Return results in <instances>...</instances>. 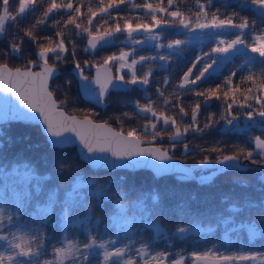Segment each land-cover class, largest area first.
<instances>
[{
	"label": "snow or ice",
	"instance_id": "1",
	"mask_svg": "<svg viewBox=\"0 0 264 264\" xmlns=\"http://www.w3.org/2000/svg\"><path fill=\"white\" fill-rule=\"evenodd\" d=\"M216 2L195 0L196 10L193 12L191 9L184 10L178 0H166V3L165 0H97L95 5L92 0H0V42L7 43L2 54L23 59L21 54L27 41L32 45L35 56L24 67L0 63V90L16 96L19 105L23 106L19 108L25 110L21 112L19 108H11L0 116V123L42 121L52 145L72 144L78 139L86 150L84 159L86 156L90 166L127 169L139 165L150 167L152 160L160 161V167L166 166L163 162L173 160L171 148L144 147L148 135L151 136L149 143L163 139L164 133L157 130L158 125L170 129L168 139L171 141L179 142L190 131L203 133L217 121L216 114L209 113L203 127L200 126L201 104H208L214 99L223 103L224 111L220 119L228 125L236 127L234 122L240 120V116L233 112L236 108L244 110L243 116L252 122L248 127L259 125L264 129V28L257 31L255 21L250 22L248 17L238 12H221V7L227 9L231 5L221 0L220 7H217ZM247 4L255 6L249 10L258 13L264 22V0H245L242 7ZM145 16L150 22L144 20ZM171 27L186 30L185 39H170L162 43V30ZM49 29L55 31L46 34ZM232 29L238 31L230 33ZM206 31L212 36L230 34L233 38L216 40L215 47L196 56L179 78V83L172 86L170 95H166L168 77H165L161 82L163 87L155 89L164 106L159 107L149 95V86L154 79L153 62H164L159 67L169 70L172 57H179L184 47L192 43L188 34ZM121 35L125 37L123 41H120ZM73 36L86 39L84 52L94 53L98 47L118 41L131 47L103 57L102 63L96 65L85 61L89 67H95V77L90 78L84 74L81 62L76 59L78 45ZM141 36L144 38L140 39ZM145 44H150L156 54H139ZM162 49L169 51L162 52ZM239 54L247 55L240 68L232 71L222 83L204 87L214 74L210 71L213 66ZM69 58L82 80L91 79V84L97 86V103H101V97H106L111 88L123 85L141 88L146 102L142 104L137 100L135 105L137 114H144L141 118L147 121L142 130L132 128L125 131L122 125L117 130L107 122H97L88 115L81 119L66 112L57 101L52 81L57 72L56 62H67ZM257 63L261 65L259 72L254 70ZM36 68L39 71H34ZM238 72L241 74L236 82ZM91 84L85 86L91 88ZM241 85L246 87L241 88ZM187 94L204 99L190 105V122L185 124L183 117L189 116V112L182 100ZM170 96L175 97V103ZM169 106L178 110L175 115L168 114ZM124 115L129 116L128 113ZM177 115L181 117L179 122ZM260 132L261 135L248 141L249 146H232L231 153H226L218 145L202 149L219 155L215 159L205 157L199 164L219 167L201 176L204 179L200 182L208 183L211 181L206 179L209 176L241 167V159L264 167V130ZM66 134H72L75 140H70ZM183 147L187 151L189 146L184 143ZM5 172L15 177V187L11 197L0 193V201L4 204L0 207V242H3L0 243V264H186L189 259L182 254L153 250L148 243L134 246L135 237L145 227L151 228L157 235L162 234L159 224L154 221L148 223L163 211L162 194L158 189L142 191L125 188L123 180H101L75 173L66 186L57 183L45 191L46 182L53 177L50 174L39 175L29 163H14L10 171L0 166V173ZM70 172H73L71 166L61 164L56 174L63 177ZM187 175L185 173L182 178ZM42 196L43 203L40 202ZM34 198L35 214L31 211ZM227 200L225 197L222 203ZM252 206L249 202L248 208ZM98 207L107 211L106 218L97 217L95 209ZM259 207L264 212V199ZM241 211L234 203H226L223 222L228 224ZM54 215H58L65 231L72 225H82L84 239H74L70 235L62 239L54 238L46 227L47 221ZM101 224L103 232L100 231ZM176 231L185 233L188 229L179 227ZM246 231L249 240L264 239V226L257 227L249 222ZM215 248L214 245L208 251L192 252L190 258L193 264H236L237 261L264 264V252L228 253Z\"/></svg>",
	"mask_w": 264,
	"mask_h": 264
},
{
	"label": "trees",
	"instance_id": "2",
	"mask_svg": "<svg viewBox=\"0 0 264 264\" xmlns=\"http://www.w3.org/2000/svg\"><path fill=\"white\" fill-rule=\"evenodd\" d=\"M92 2L95 5L97 0H92ZM178 2H181V7L184 10L191 9L193 12L196 10L195 0H178ZM223 2L231 5V7L227 9L221 7V12L226 11L227 14H231L233 11L238 12L241 16L248 17L250 22L255 21L257 31L264 28V22L261 21L259 15L255 11L249 10L254 8L250 6L242 7L237 0H223ZM220 4L221 0H217L216 6L220 7ZM82 11H84V9H82ZM62 19H66V17ZM144 20L150 22L146 16ZM135 22L136 21L133 20L134 24ZM69 28H71V25ZM172 28L173 27L168 29ZM168 29L162 30V41L170 40L173 37L179 39V34L173 33V31H169ZM54 31L55 29H49L46 34L50 35ZM236 31L238 30L234 29L232 32ZM224 36H226L227 39L233 38L230 34H225ZM121 37L123 36L121 35L120 38ZM72 38L77 41L76 59L81 62L83 68H85V65H88L84 63L85 61H88L92 65L102 63L103 57L116 53L119 48L118 42H116L110 48L100 49L94 53H87L83 51V48L86 47V39L81 36H73ZM215 46V41H206L202 44L196 43L185 46L179 57L175 55L172 57L169 63V70L167 71L164 69H157L160 62H153L154 79L153 84L149 86V95L151 99L156 101L159 107H164L161 104L162 98L158 99V94L155 91V89L163 87L161 83L163 79L168 77L166 95H170L173 92L172 86L179 83V78L182 76L183 72L187 70V67L191 66V61L196 56L200 55L201 52L210 51L211 48ZM6 48L7 43L0 42V63H8L10 67H24L30 59H35L34 49L27 41H25L23 46L24 50L21 54L23 59L17 58L15 55L4 56L2 52ZM139 54H153V49H143ZM248 55L252 54L248 53ZM246 60L247 55H234L231 60L223 63L219 69L210 70L214 71V74L210 77L209 82L204 84V87H214L216 84L222 83L232 71L240 68ZM56 64L60 74L53 79L52 87L58 103L61 102L63 109L69 114L77 115V117L80 118H83L84 115H88L92 117V119H99L97 122H107L111 127L113 126V128L116 129L120 128L122 125L125 131L132 128H136L138 131L142 130L143 124L147 123L146 120L141 118L142 116L137 114V110L134 108V104L137 100L142 104L146 102L142 89L136 86L129 87V85H124L126 90L110 92L109 96L105 99L104 109H99L81 99L77 83L70 73V70L75 67L71 62V58H69L67 62L57 61ZM94 68L95 67H93V69ZM93 69H84V74L90 76ZM254 70L259 72L261 70V65L257 63L254 66ZM240 74L239 72L237 73L236 82H238ZM244 87H246V85H241V88ZM62 95L64 96V101L61 99ZM170 98L175 103V97L170 96ZM203 99V97H196L192 94L183 96L182 102L186 111L189 112V116L183 117V122L185 124L190 122V105L196 100L203 101ZM177 111L178 110L175 108L168 107V114L175 115ZM223 111L224 105L221 101L214 99L208 104L202 103L200 110L201 114L198 118L200 126L203 127L209 113H215V120L217 122L211 128L206 129L203 133L190 131L178 142L168 139L169 128H161V126L158 125L157 130L164 133L163 139H157L149 143L151 136L148 135V138L144 141V145L161 147L164 150H169L171 148L170 155L173 156L174 160L186 166L194 167L205 157L215 159L217 155H219L217 152L202 151V149H211L218 145L224 148L226 153H231L233 150L232 146H249L248 141L254 136L261 135L260 131L264 130L261 129L259 125L248 127L252 122L248 121L247 118L243 116L244 110L236 108H233V112L240 116V120H238L236 127L228 125L224 120L220 119V115ZM124 113H128L129 116H125ZM96 114L100 115L98 116ZM176 118L178 122L181 119L179 115H177ZM184 143H187L189 146L187 151L184 150ZM173 145L175 146L173 147ZM25 162L33 165L39 175L50 174L53 177V179L46 182L45 191L56 186L57 183L66 186L75 173H84L90 178L99 177L101 180L115 182L123 180L125 188H133L142 191H150L153 188L158 189L159 193L162 194L161 206L163 211L153 216L150 221H157L169 242L165 241V239L154 241L152 232L149 228L144 229L141 234L138 235L140 243H148L153 250L168 252L177 250L183 251L184 248L191 247L193 243L194 245L197 244V246L191 249L209 250V247L216 245L218 243L217 239L223 236H228L235 241L232 249L226 248L228 253L247 251L245 249L255 250L259 247L260 251L262 247L264 248V239L258 237L249 240L244 228L249 222L255 224L257 227L264 226V212H262L259 207L260 201L264 199V184L260 181L261 166L252 164L247 160L241 159L240 161L241 164L244 162V169H229L223 173H218L214 175L208 183H201L200 180L196 181L195 179L181 181L175 175L155 178L153 174L147 170H92L79 159L75 147L52 148L36 125L23 124L20 122H9L0 125V166L10 170L14 163ZM61 164L71 166L73 172H70L67 176H57L56 173ZM203 173L206 174L209 173V171ZM200 179H203L201 175ZM225 197L228 198L226 203H234L236 207L242 210L240 213L235 214L228 224L223 222L225 216L223 209L226 203H222V201H224ZM41 200L43 203V196L40 198V201ZM34 201H36L35 198ZM249 202L253 205L250 209L248 208ZM178 205L180 207H177ZM95 211L98 218H106L108 215L107 211L99 207L96 208ZM106 222L107 220L105 219V223ZM190 225H197V227L203 228H211L213 226L215 230L209 236L205 235L204 240L192 237L191 235L178 240L172 237L177 228ZM50 226L51 228L47 230L48 233H56V235H59L58 230L60 229H57L56 224ZM80 227L81 226H74L73 229H78ZM230 228H232L233 231H229ZM100 231L103 232V224L100 225ZM79 233L82 232L79 230ZM192 238H194V240H191ZM196 241L198 243H196ZM240 247H244V250H241ZM220 252H222V250Z\"/></svg>",
	"mask_w": 264,
	"mask_h": 264
},
{
	"label": "water",
	"instance_id": "3",
	"mask_svg": "<svg viewBox=\"0 0 264 264\" xmlns=\"http://www.w3.org/2000/svg\"><path fill=\"white\" fill-rule=\"evenodd\" d=\"M258 14V13H257ZM234 29L229 30V32H232ZM86 46H87V41H86ZM111 46H113V44L111 45H106L105 47L101 48L98 47L97 50L100 49H105V48H110ZM87 53H91V52H87ZM34 71H39V69H36ZM70 73L73 75L76 83H77V88L79 91V94L81 96V99L84 102H87L89 104H91L92 106L99 108V109H103L105 106V99L107 98V96L110 94V92L112 91H124L126 90L125 86H121L120 88H111L109 90V94L106 97H101V103H97L96 102V97L95 95L98 94V88L95 84H91V79L89 81H84L82 80V78L79 76L78 70L75 69V67L73 69L70 70ZM60 74V71L57 69V72L54 76L57 77ZM95 68L92 72V75L90 76V78L95 77ZM53 78V79H54ZM85 84H91V88L94 90H92L90 87H86ZM23 107L22 105H19V100L16 96H14L12 93H8V92H4L3 90H0V116L3 115V113H5L6 111L10 110L13 107L19 108ZM19 110L21 112H25V110L23 108H19ZM140 116H143L144 114H138ZM80 118V117H79ZM83 119V118H81ZM9 122H20L23 124H31V125H36L39 127V130L41 132V134H43V136L45 137L46 141L48 142V144L52 147V148H66V147H75V150L78 154V157L81 161H83L90 169L92 170H101V169H107V170H118V169H123V170H128V171H137V170H147L149 171L151 174H153V176L155 178H160L163 176H168V175H177L179 177V179L181 181H188L191 179H195L196 181H199L200 178H198V175L200 173L203 172H207L210 171L211 169L217 168L219 166L217 165H209V166H202L200 164L195 165L194 167H189L186 166L182 163H179L176 160H171V161H165L163 163L167 164L164 167H160L158 164H160V161H155L152 160L150 167H144L143 165H139L137 168H132V169H127V168H120V167H92L90 166L85 159H87V157L85 156L84 159V154L86 153V150L83 149L82 145L79 143L78 139L76 140L75 143L72 144H64V145H52L50 143L51 138L48 136V134L45 132L44 130V125L42 123V121L40 122H35V121H7V122H2L0 123V125L2 124H6ZM66 136L69 137L70 140L74 141L75 137L72 134H66ZM144 147H150L151 145H144ZM152 147H156V146H152ZM103 155V154H101ZM110 156V154H108ZM110 159H114L111 158ZM143 159H151V158H143ZM241 164V163H240ZM245 165L244 162L241 164V167H239L238 169H244ZM185 173H187V177L186 178H182L185 176ZM262 176H264V167H260V181L264 184V179H262Z\"/></svg>",
	"mask_w": 264,
	"mask_h": 264
},
{
	"label": "rangeland",
	"instance_id": "4",
	"mask_svg": "<svg viewBox=\"0 0 264 264\" xmlns=\"http://www.w3.org/2000/svg\"><path fill=\"white\" fill-rule=\"evenodd\" d=\"M237 2H239V4H241V5H244L245 4V0H237ZM247 6H250L251 8H254L255 6H252V5H248L247 4ZM169 31H173V33H177V34H179V39H185V35H184V33L186 32V30H184V29H176V28H172V29H168ZM157 31H160L159 29L157 30ZM209 31H211V32H215L216 30H209ZM209 31H206V32H204V33H200V32H196V33H189L188 34V38L190 39V40H192V43H190V44H196V43H200V44H202V43H204V42H206V41H216V40H220V39H227V37L226 36H224V35H217V36H212V35H210L209 34ZM123 36V35H122ZM174 36V35H173ZM140 39H143L144 37L143 36H141V37H139ZM125 39V37L123 36V37H121L120 38V41H123ZM162 39V38H161ZM172 39H175L174 37L172 38ZM161 42L162 43H165V42H167V41H162L161 40ZM118 45H119V48H118V51L120 50V49H128V48H130L131 47V45H126V44H124V43H121V42H119L118 41ZM138 47H141V46H138ZM142 48L143 49H150V48H152L151 47V45L150 44H145V45H143L142 46ZM117 51V52H118ZM160 51H162V52H167V51H169V50H167V49H162V50H160ZM153 54H156V52H155V50L153 49ZM252 55H254V54H252ZM156 62H160L159 64H158V67H157V69H160V70H162L160 67H159V65L161 64V63H164V62H161V61H156ZM223 64H219L218 66H213V69H219V67L220 66H222ZM94 67V66H93ZM93 67H89V65H85V68L84 69H86V70H89V69H93ZM113 70H114V72H115V68H113ZM89 76V75H88ZM91 76V75H90ZM132 85H129V87H131ZM137 87V86H136ZM139 88V87H138ZM139 89H141V88H139ZM109 96V95H108ZM107 96V97H108ZM61 99L64 101V96L62 95L61 96ZM60 102V101H59ZM61 103V102H60ZM61 105H62V103H61ZM134 108L137 110V108H136V105L134 104ZM104 109V108H103ZM135 110V111H136ZM100 114H98V116H99ZM77 116V115H76ZM90 117V116H89ZM91 119H92V117H90ZM95 120V119H94ZM97 121H99V119H97ZM117 124V123H116ZM234 124L235 125H237L238 124V121H235L234 122ZM111 126V125H110ZM113 127V126H112ZM117 129H120V128H117ZM10 171V170H9ZM207 174H209V173H203V174H201V176H203V175H207ZM212 178V176H209V177H207L206 179H208V180H210ZM204 179V178H203ZM14 180H15V177H13V176H11V175H9L7 172H5L4 174H2V173H0V193H5L6 194V196H8V197H11V193H12V190H13V188L15 187V184H14ZM19 191V190H18ZM21 195H22V192H21ZM41 203H42V200L40 201ZM35 203H36V201H34V199H33V201L31 202V211H32V213L33 214H35V212H36V209H35ZM2 206H4V204H3V201H0V207H2ZM54 216H55V218H54ZM52 218H50L48 221H47V223H46V227H47V230H48V228H51V226L50 225H55L56 224V227H57V229H60V230H58V233H59V235H56V233L55 234H51L54 238H63L65 235H70V237L71 238H74V239H80V240H83L84 239V237H83V235H82V233H79V230L81 231V232H83V226L82 225H79V224H76V225H72L70 228H69V230L68 231H65V229H64V227H63V224H62V222L59 220V217H58V215H54ZM152 221H149L148 223H151ZM155 223H157V221H154ZM158 224V223H157ZM74 226H81L80 228H78V229H73V227ZM183 227H185V226H183ZM247 227H248V225H245L244 226V228H245V230L247 229ZM146 228H148V227H145L144 229H146ZM185 228H187L188 229V231L187 232H185V233H178L176 230L174 231V236H172V237H174V239H176L177 238V240L178 239H180V238H184V237H186V236H189V235H191L192 237H196V238H198V239H200V240H204L205 239V235L206 236H209L212 232H214V228H213V226L211 227V228H203V227H197V225H194V226H192V225H190V226H187V227H185ZM144 229H142V231L144 230ZM150 230H151V232H152V236H153V240L154 241H157V240H161V239H165V241H168L167 240V238L165 237V234L162 232V234L161 235H157L156 234V232L154 231V230H152L151 228H149ZM229 231H233V229L232 228H230V230ZM56 232H57V230H56ZM247 232V231H246ZM173 235V234H172ZM247 235H248V233H247ZM121 238H123V233L121 234ZM135 240H136V243H135V247H139L140 245V239L138 238V236H136L135 237ZM170 240H171V237H170ZM191 240H194V238H192ZM218 240V243L215 245L216 246V250H218L219 252L222 250V252H224V251H226L227 249L226 248H230V249H232L234 246V244H235V241L234 240H232V239H230L228 236H223V237H221V238H219V239H217ZM125 242H127V241H125ZM169 242V241H168ZM0 243H3V242H0ZM196 243H198L197 241H196ZM169 244V243H168ZM138 245V246H137ZM195 246H197V244L196 245H194V243L192 244V246L191 247H186V248H184V250L183 251H180V250H177V251H174V252H172V253H175V254H184L185 252H186V250H188V249H191V248H193V247H195ZM213 246L214 245H212V246H210L209 247V250H211V249H213ZM240 249L241 250H244V247H240ZM259 249H260V247L258 248V249H255V250H248V249H245V250H247V251H252V252H255V251H259ZM0 250H2V249H0ZM206 250V249H205ZM206 251H208V250H206ZM228 252V251H227ZM260 252H264V248L262 247V249L260 250ZM187 264V263H186ZM236 264H251V262H241V261H237L236 262Z\"/></svg>",
	"mask_w": 264,
	"mask_h": 264
},
{
	"label": "flooded vegetation",
	"instance_id": "5",
	"mask_svg": "<svg viewBox=\"0 0 264 264\" xmlns=\"http://www.w3.org/2000/svg\"><path fill=\"white\" fill-rule=\"evenodd\" d=\"M204 251H206L205 249H203V250H195V249H191V250H187V252L184 254L186 257H189V259L187 260V264H193V262H192V260H191V258H190V254L192 253V252H204Z\"/></svg>",
	"mask_w": 264,
	"mask_h": 264
}]
</instances>
